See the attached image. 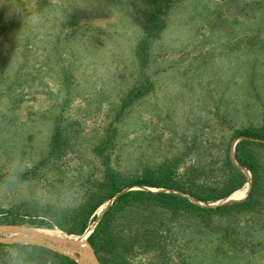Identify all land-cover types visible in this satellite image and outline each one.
Instances as JSON below:
<instances>
[{"label":"rangeland","instance_id":"obj_1","mask_svg":"<svg viewBox=\"0 0 264 264\" xmlns=\"http://www.w3.org/2000/svg\"><path fill=\"white\" fill-rule=\"evenodd\" d=\"M149 16L163 19L156 32L145 24ZM56 123L62 150L49 157ZM245 126L264 129V0H0V206L78 205L103 172L101 151L124 175L173 158L193 163L187 151L198 142H210L207 159L219 162L218 143ZM238 138L228 155L244 184L206 204L189 196L199 205L247 198L251 174L234 160ZM255 222L263 223L259 231ZM202 228L213 232L195 239L194 251L182 250L190 264H264V207L216 214ZM136 230L128 223L124 235ZM166 244L162 253L134 246L128 264H182L179 241ZM23 254L6 248L0 264H30ZM44 264L62 263L47 256Z\"/></svg>","mask_w":264,"mask_h":264},{"label":"trees","instance_id":"obj_2","mask_svg":"<svg viewBox=\"0 0 264 264\" xmlns=\"http://www.w3.org/2000/svg\"><path fill=\"white\" fill-rule=\"evenodd\" d=\"M145 24L151 26L149 31L156 32L162 27L163 19L149 16ZM63 129L60 123L54 124L47 156L58 155L62 150L59 144ZM235 137L242 139L234 145V160L251 174V188L247 198L215 207L199 205L189 196L206 204L227 197L244 184L243 172L231 162L228 155L229 141ZM108 140H105L104 147ZM210 145V142H198L189 147L187 153L196 154L193 163L173 158L163 162L157 169L135 175L122 174L110 164L108 155L101 151L98 154L103 162V172L100 178L90 182L78 205L60 207L38 201L31 206H0V222L57 226L68 233L81 234L96 219L97 208L124 188L147 186L174 189L177 192L129 188L119 193L98 218L87 241L101 264H128L129 256L135 252L134 246L144 252L162 253L167 251L168 240L174 243L179 241L180 245L174 251L182 264H190L188 259L192 255L183 254L182 250L194 251L191 244H195V239L210 236L213 229L205 233L202 225L209 226L214 215L223 212L246 214L264 207V129L258 126L234 129L232 137L218 143L223 153L219 162L214 157L207 159ZM182 163L185 164L184 169H181ZM132 222L136 223L139 230L133 236L129 235L130 231L125 236L124 228ZM262 226L263 223L255 222L252 230L259 231ZM247 233H250V229L242 231L243 236H247ZM228 235L229 231L221 234L225 239ZM246 238L241 236L240 241ZM6 248L16 251L24 249L21 259L30 264H44L47 256L57 258L62 264H76L68 256L38 245L0 243V253Z\"/></svg>","mask_w":264,"mask_h":264},{"label":"water","instance_id":"obj_3","mask_svg":"<svg viewBox=\"0 0 264 264\" xmlns=\"http://www.w3.org/2000/svg\"><path fill=\"white\" fill-rule=\"evenodd\" d=\"M242 139L239 137L238 140ZM129 188H124L117 192L111 199L108 200L107 206L111 203L112 199L119 193L127 190ZM100 214L96 217L95 224L97 223ZM95 226V225H94ZM15 233V235H7V233ZM90 231H85L84 236V250L75 245V242L70 240H57L50 238L45 235L43 231L33 229L30 227L22 225L13 224H2L0 225V243L2 244H12V243H22V244H33L45 247L49 250L58 252L60 254L66 255L73 259L76 264H101L98 260L94 250L88 243L86 236H88ZM69 235V234H66ZM73 245V248L69 249L66 245Z\"/></svg>","mask_w":264,"mask_h":264},{"label":"bare ground","instance_id":"obj_4","mask_svg":"<svg viewBox=\"0 0 264 264\" xmlns=\"http://www.w3.org/2000/svg\"><path fill=\"white\" fill-rule=\"evenodd\" d=\"M43 233L47 236H49L50 238H53V239H57V240H60V241H63V240H70V241H73L75 242V245L80 247L81 249L84 250V236L83 237H77V236H74V235H66V234H63V233H60V232H57V231H54V230H45L43 231ZM69 249L73 248V245H66Z\"/></svg>","mask_w":264,"mask_h":264}]
</instances>
